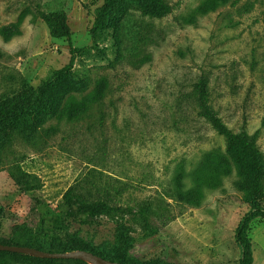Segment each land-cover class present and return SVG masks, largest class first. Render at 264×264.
<instances>
[{"label":"rangeland","instance_id":"374dc122","mask_svg":"<svg viewBox=\"0 0 264 264\" xmlns=\"http://www.w3.org/2000/svg\"><path fill=\"white\" fill-rule=\"evenodd\" d=\"M167 1L172 11L165 18L131 11L119 36L103 33L93 46L89 31L102 0H0V27L25 13L19 36L9 42L0 36V101L37 90L70 62L68 42L50 35L37 10L64 14L70 46L83 50L69 72L78 88L62 103L107 80L102 101L77 120L46 112L39 122L30 119L31 133L22 119L10 141H0V237L21 232L31 244L77 238L93 249L110 246L120 217L91 226L64 219L62 195L77 186L90 201L135 211L121 218L131 231L126 252L134 261L240 264L235 229L249 205L235 185L226 140L199 117L193 91L204 78L208 104L232 133L258 131L264 163V0H230L205 15L197 9L206 0ZM180 165L185 190L195 187L196 173L202 177L199 207L172 196ZM15 177L23 179L19 185ZM248 217L244 239L252 264H264V213ZM146 223L158 228L156 236ZM11 264L36 263L14 258Z\"/></svg>","mask_w":264,"mask_h":264},{"label":"trees","instance_id":"16d2710c","mask_svg":"<svg viewBox=\"0 0 264 264\" xmlns=\"http://www.w3.org/2000/svg\"><path fill=\"white\" fill-rule=\"evenodd\" d=\"M229 1L206 0L198 7L197 13L199 15L208 14L220 6L226 5ZM131 11H136L141 16L162 19L171 13L172 7L167 0H102L101 5L93 11V22L89 31L93 46H95L97 39L103 33L111 32L119 36L124 19ZM37 14L44 21L53 38L65 39L68 42L70 62L64 69L43 80L37 90H20L16 94L0 101V141L9 142L16 125L22 119L27 120L23 131L29 132L28 130H31L30 119L32 118L34 123L39 122L37 117L46 112L56 113L57 118L60 120H77L93 104L102 101L104 92L107 89V80L102 78L96 82L94 89L85 97L78 100L74 96H69L62 103L63 97L70 90L78 88V84L69 77V72L74 55L82 53L83 50L70 46V29L64 14L40 10H37ZM24 16L25 13H22L17 22L0 27V36L4 42H9L12 38L21 34L20 26ZM117 42L119 43V41ZM148 60L149 57H145L141 63ZM193 99L199 117L208 122L211 128L226 140L225 154L236 173L237 180L235 185L243 193L244 200L249 205L247 213L242 217L235 229V239L241 251L239 263L252 264L251 244L244 239V233L247 230L248 216L255 213H264V163L262 155L256 147L258 131L253 135H248L244 130L237 134L232 133L208 104L209 91L204 78H200L195 84ZM261 127H264V118L261 122ZM184 177L185 170L183 165H180L172 178V196L181 204L199 207L203 200L201 190L202 177L200 173L195 174V187L191 190L184 189ZM21 180H23L21 177L14 178V182L17 185H19ZM61 206L64 208V219L69 224L75 222L79 225L91 226L98 224L97 220L101 217H120V220L115 222L113 243L110 246L93 249L89 248L83 241L75 238L64 245L55 243L46 246L44 244H31L30 242L33 241V238L30 235L18 232L7 238L0 237V244L30 247L47 252L85 251L115 263L144 264L129 258L126 252L131 238V231L121 218L126 215H132L135 212L133 209L109 205L100 200L90 201L78 192L77 186H70L63 193ZM147 210L146 206H144L138 213L143 218ZM1 217L2 209L0 207ZM145 226L151 236L158 234V228L149 227L147 223ZM14 258L29 259L36 264H87L80 260L43 259L0 251V264H11V259Z\"/></svg>","mask_w":264,"mask_h":264},{"label":"water","instance_id":"95a60500","mask_svg":"<svg viewBox=\"0 0 264 264\" xmlns=\"http://www.w3.org/2000/svg\"><path fill=\"white\" fill-rule=\"evenodd\" d=\"M0 251H6L10 253L28 255L35 258L43 259H73L80 260L87 264H120L104 260L92 253L85 251H71V252H47L41 251L30 247L15 246V245H3L0 244Z\"/></svg>","mask_w":264,"mask_h":264}]
</instances>
